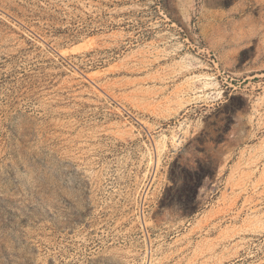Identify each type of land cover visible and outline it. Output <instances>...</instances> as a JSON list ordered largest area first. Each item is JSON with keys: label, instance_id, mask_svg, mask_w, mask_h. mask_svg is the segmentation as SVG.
<instances>
[{"label": "rangeland", "instance_id": "obj_1", "mask_svg": "<svg viewBox=\"0 0 264 264\" xmlns=\"http://www.w3.org/2000/svg\"><path fill=\"white\" fill-rule=\"evenodd\" d=\"M0 264H264V0H0Z\"/></svg>", "mask_w": 264, "mask_h": 264}]
</instances>
